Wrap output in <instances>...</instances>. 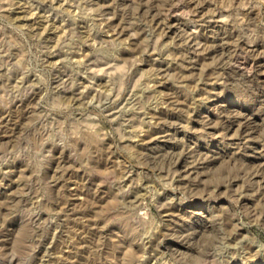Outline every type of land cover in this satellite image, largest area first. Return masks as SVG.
<instances>
[{"label":"clouds","instance_id":"clouds-1","mask_svg":"<svg viewBox=\"0 0 264 264\" xmlns=\"http://www.w3.org/2000/svg\"><path fill=\"white\" fill-rule=\"evenodd\" d=\"M261 60L264 0H0V264H69L76 171L103 221L86 264L264 257V160L241 155L264 156Z\"/></svg>","mask_w":264,"mask_h":264},{"label":"rangeland","instance_id":"rangeland-1","mask_svg":"<svg viewBox=\"0 0 264 264\" xmlns=\"http://www.w3.org/2000/svg\"><path fill=\"white\" fill-rule=\"evenodd\" d=\"M114 24L118 23L117 21H113ZM169 23H175V18L169 21ZM176 32V29L173 28L169 31V36H171L173 33ZM203 33V30H201ZM167 39V38H166ZM166 42V41H165ZM159 62V61H157ZM258 64H264V60L257 61ZM188 67V66H186ZM261 71H264V69H261ZM187 74V73H186ZM261 80H264V76L260 77ZM157 115H162L163 118H167L169 120H180L181 117L176 112H169L167 109L161 108ZM169 133H172L174 135H180V130L178 129H172V128H166V127H160V128H153V130L148 133L144 139H148L152 136H160L165 137ZM231 134V133H229ZM243 135V130L241 132ZM191 136L192 134H187ZM155 145H158L160 147H163L166 143L164 139L155 140L153 142ZM142 147H151V145H145ZM241 155L243 156L245 161H256V160H264V156H261L259 153V145L255 143H250L247 147L245 152H242ZM123 158V157H122ZM82 177V173L79 171L76 172H69L65 180L67 181V184L65 185L63 191L65 199L63 201V208L64 213L66 215L61 216V220L64 221V228L65 230H74L73 236L74 240L73 243L68 246L63 252H62V260L69 262H75V264H86L87 261V253L89 251L88 248L82 246L81 241V235H86V238L88 240H91L94 238L97 234V229L103 227V221L102 220H96L92 219L94 213L91 210H80L79 206L81 204V200L78 199L79 197H84L86 199H91L90 192H89V184H86ZM14 177H10L8 180L5 181V187L0 188V192L11 190L8 188V185L11 183V180ZM14 187V186H13ZM109 198V193L104 192L103 189H101L100 192L96 193V201L102 202L104 200H107ZM53 209L55 211H60V207L58 205H54ZM111 227H109L105 232H110ZM61 237L63 239H67L66 236L63 235V232L61 233ZM50 243V240H45L44 245H47ZM107 247L105 249V252L107 255H118L115 252V249L112 247L113 244L116 243L115 237H113L111 240L107 241ZM60 248L59 238L56 244H53L52 250L58 251ZM43 249V245H42ZM52 264H56L55 261L52 262ZM97 264H102V261H97ZM250 264H264V257L257 256L254 257Z\"/></svg>","mask_w":264,"mask_h":264}]
</instances>
